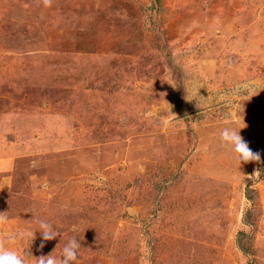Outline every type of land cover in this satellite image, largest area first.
I'll return each mask as SVG.
<instances>
[{
  "label": "rangeland",
  "instance_id": "obj_1",
  "mask_svg": "<svg viewBox=\"0 0 264 264\" xmlns=\"http://www.w3.org/2000/svg\"><path fill=\"white\" fill-rule=\"evenodd\" d=\"M0 213L28 264H264V0H0Z\"/></svg>",
  "mask_w": 264,
  "mask_h": 264
},
{
  "label": "clouds",
  "instance_id": "obj_2",
  "mask_svg": "<svg viewBox=\"0 0 264 264\" xmlns=\"http://www.w3.org/2000/svg\"><path fill=\"white\" fill-rule=\"evenodd\" d=\"M240 127L227 126L220 131V141L223 146L230 147L232 152L236 155V158L240 163L248 161H259V153H254L248 146V143L244 141L243 137L239 134ZM34 166V165H33ZM47 187V185H44ZM7 220L4 213H0V222ZM39 231L42 235L43 241H48L56 238L58 232L52 227L46 220H39ZM36 232V231H35ZM31 234V242L34 238V233ZM7 239L11 240L14 237L9 236ZM44 245L41 243L40 247ZM81 245L77 240V237H72L62 248L59 258L53 256V252L46 256H40L36 258V264H74L79 257V249ZM27 253L21 255L18 251L9 249L0 243V264H28L26 259Z\"/></svg>",
  "mask_w": 264,
  "mask_h": 264
},
{
  "label": "trees",
  "instance_id": "obj_3",
  "mask_svg": "<svg viewBox=\"0 0 264 264\" xmlns=\"http://www.w3.org/2000/svg\"><path fill=\"white\" fill-rule=\"evenodd\" d=\"M249 192H250V191L248 190V194H249ZM248 194H247V198H248V199H251V196L248 195ZM251 200H252V199H251ZM242 249H243V251H244V248H242Z\"/></svg>",
  "mask_w": 264,
  "mask_h": 264
}]
</instances>
